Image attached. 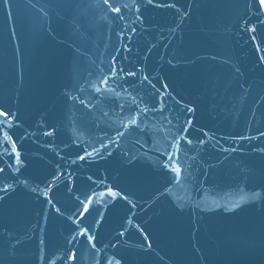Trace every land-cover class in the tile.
Returning a JSON list of instances; mask_svg holds the SVG:
<instances>
[{
    "label": "water",
    "instance_id": "1",
    "mask_svg": "<svg viewBox=\"0 0 264 264\" xmlns=\"http://www.w3.org/2000/svg\"><path fill=\"white\" fill-rule=\"evenodd\" d=\"M114 6L0 0V264H264L255 0Z\"/></svg>",
    "mask_w": 264,
    "mask_h": 264
},
{
    "label": "snow or ice",
    "instance_id": "2",
    "mask_svg": "<svg viewBox=\"0 0 264 264\" xmlns=\"http://www.w3.org/2000/svg\"><path fill=\"white\" fill-rule=\"evenodd\" d=\"M133 2H134V0H133ZM148 2L151 3L152 0H148ZM250 2H251V0H250ZM3 3L4 4H8L9 0H3ZM103 3L108 5L111 11L116 12L117 14H119L121 12V7L120 6H114L116 4V0H112V2H110V0H103ZM255 3H256V8H257V11L255 13V15L257 17V21H258L259 24L264 25V20H260V17L264 16V0H255ZM123 7L124 8H128L129 6L127 4H124ZM118 18L119 19H123V16L120 15ZM256 30L257 29H256L255 25L251 26L250 28H246V31H250V32H253V33H255ZM133 31H134V29H133ZM252 39L255 40L256 37L253 36ZM261 43H264V40H262ZM257 47H259V45H257ZM120 71H123V70L121 69ZM115 74L116 73L113 72V75H115ZM134 74L135 73H128V75H134ZM145 79H147V78L145 77ZM106 82H107V77H105V79H104V81H102V83H106ZM96 91L99 92L100 89L97 88ZM148 110H149L148 108H145V109H143L141 111H148ZM188 111H192V109H188ZM0 117H4L5 118L3 120H0V148H3L4 144H7V143H9L11 141L12 152H15L16 151V144H15V141L12 140V136L9 134V127H10V121H12V116L9 114V111H7V110H0ZM129 123L132 124V125H136L137 121H136L135 118H132L129 121ZM118 135L122 136L123 133H118ZM260 135L264 136V132L260 133ZM188 143H191V141L189 140ZM201 143H203V141H201ZM100 147L101 148H106L107 145L101 144ZM93 153L99 154L98 150L95 149V148L93 149ZM93 153H86L85 155H92ZM3 154L11 155V153L8 152L7 148H3V152H0V155H3ZM168 156H169V159L165 163V167H169L171 171L175 172L176 175H179L182 170L176 164L175 159H174V154H168ZM78 158L83 160L85 157L84 156H80ZM3 171H4V169L0 168V173H2ZM108 194L112 195V196H116L117 195V193L113 192L112 189H110V188L108 189ZM100 195L103 196V195H105V193H101ZM87 199L90 202L92 200V197L90 196ZM124 199H127V197H124ZM82 204H83L84 210L86 212L88 210V204L87 203H83V202H82ZM57 211H59V209H57ZM77 215L83 216L84 213L81 212V213H78ZM121 234H123V233H121ZM77 236H85L89 241H92L94 239L93 236L89 235V230L87 228L82 229V230L78 231L76 233V235H73L71 242H74L76 240ZM75 258L76 257L73 256V259H75ZM116 264H120V262L117 261Z\"/></svg>",
    "mask_w": 264,
    "mask_h": 264
}]
</instances>
